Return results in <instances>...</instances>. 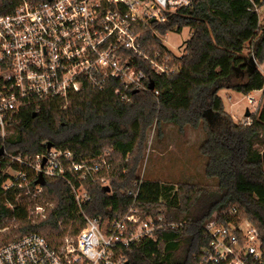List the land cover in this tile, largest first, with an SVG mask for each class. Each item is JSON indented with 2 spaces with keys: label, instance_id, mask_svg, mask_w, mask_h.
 <instances>
[{
  "label": "trees",
  "instance_id": "16d2710c",
  "mask_svg": "<svg viewBox=\"0 0 264 264\" xmlns=\"http://www.w3.org/2000/svg\"><path fill=\"white\" fill-rule=\"evenodd\" d=\"M17 1L0 0V15L12 12ZM250 7L248 0H197L191 9L166 14L165 22L140 25L142 52L171 70L157 74L149 61L125 51L131 57L127 66L145 74L141 89L109 80L103 91L87 88L66 101L49 99L22 109L11 124L12 135L0 140L5 152L0 158V229L10 221L20 222L11 231L15 235L36 232L56 247L66 232L72 229L74 235L83 228L82 215L63 180L38 178L29 185L31 193L39 185L54 203L35 223L21 204L33 197L27 189L3 188L14 180L6 170L23 171L9 156L32 158L46 150L45 143L69 150L75 160L110 153V192L88 184L85 216L119 218L136 202L142 218L162 216L165 223L176 225L123 250L128 264H198V253L208 244L203 224L215 214L228 220L232 210L258 229L264 249V206L254 197L255 190H264V97L262 106L248 115L247 126L231 118L218 96L220 90L244 96L264 90V76L258 70L264 62V27ZM183 28L190 29V38L177 57L162 38ZM112 88L123 91L128 101ZM165 125L179 132L186 126L202 129L199 153L206 158L204 176L215 184L173 185L139 178L147 132L154 126L161 135ZM130 192H137L135 201Z\"/></svg>",
  "mask_w": 264,
  "mask_h": 264
},
{
  "label": "built area",
  "instance_id": "2783aa9c",
  "mask_svg": "<svg viewBox=\"0 0 264 264\" xmlns=\"http://www.w3.org/2000/svg\"><path fill=\"white\" fill-rule=\"evenodd\" d=\"M197 0H18L13 11L0 15V140H4L20 111L42 101L61 98L87 88L103 91L109 80L124 87L143 88L145 74L127 66L133 56L149 61L157 74L171 70L147 57L138 43L140 25L166 20L193 8ZM249 11L260 20L264 0H248ZM122 101L127 95L112 88ZM250 104L254 100L249 99ZM250 121L243 122L249 126ZM32 158L9 156L23 171L4 189L25 187L33 197L41 187L29 185L38 178L63 180L70 188L83 228L52 246L39 233L30 232L0 241V264H126L123 250L154 239L167 224L162 216L142 218L132 206L119 218L85 216L88 184L105 187L113 165L110 153L75 160L69 150L51 147ZM138 189V186H137ZM129 195L136 200V195ZM37 214L44 210L36 206ZM228 220L215 214L202 226L208 244L198 253V264H264L259 231L237 211ZM46 216L43 214V218Z\"/></svg>",
  "mask_w": 264,
  "mask_h": 264
},
{
  "label": "rangeland",
  "instance_id": "374dc122",
  "mask_svg": "<svg viewBox=\"0 0 264 264\" xmlns=\"http://www.w3.org/2000/svg\"><path fill=\"white\" fill-rule=\"evenodd\" d=\"M259 19L260 26L264 27V8L261 10ZM190 33L189 28H183L180 32L172 31L162 38V42L173 55L180 57L184 50V43L190 38ZM258 69L264 72V62L258 65ZM218 96L222 99L225 111L231 115L235 122L240 123H243V120L250 121V118L245 116L246 113L252 114L262 106L263 102L262 98L261 103H259L257 95L244 96L229 90H220ZM250 98L254 99L253 104H250ZM10 135H12V130L8 132L7 137ZM203 139L204 133L201 128L193 129L186 126L182 132H179L173 125H165L162 127V134L158 135V129L152 126L147 132L145 147L139 164V178L173 185L179 183L215 184L214 181L208 180L204 176L206 158L199 153ZM6 172L15 175L9 169ZM109 183L107 181L105 186L109 187ZM44 192L43 189L41 196L36 200L35 197H32L21 202L27 210L28 217L33 222L42 221L43 214L47 216V213L54 207L53 200L51 197L44 196ZM254 197L264 206V190H255ZM36 206L41 207L44 213L40 211L37 214ZM18 226H21L20 222L10 221L7 223V227L0 229V241L17 236L11 231ZM71 234L72 229L66 232L64 236Z\"/></svg>",
  "mask_w": 264,
  "mask_h": 264
},
{
  "label": "crops",
  "instance_id": "0c3cea01",
  "mask_svg": "<svg viewBox=\"0 0 264 264\" xmlns=\"http://www.w3.org/2000/svg\"><path fill=\"white\" fill-rule=\"evenodd\" d=\"M248 51H244V54H246ZM259 70V69H258ZM260 71V70H259ZM260 73L264 76V72L260 71ZM252 95H257L258 96V99H259V103H261L262 101V98L264 97V90H261V91H255V92H252L249 96H252ZM222 100V99H221ZM254 100V99H253ZM255 102V101H254ZM258 110V109H257ZM255 110V112L257 111ZM255 112H253L252 114H254ZM230 115V114H229ZM231 116V115H230ZM246 116V115H245ZM248 119V118H247ZM235 121V120H234ZM238 122V121H237ZM242 122H245V120H243Z\"/></svg>",
  "mask_w": 264,
  "mask_h": 264
},
{
  "label": "water",
  "instance_id": "95a60500",
  "mask_svg": "<svg viewBox=\"0 0 264 264\" xmlns=\"http://www.w3.org/2000/svg\"><path fill=\"white\" fill-rule=\"evenodd\" d=\"M248 115H249V113H246V117H248ZM50 148H51V146H50V144H48L47 149H50ZM4 155H5L4 149L0 148V158H2ZM262 169L264 171V154L262 156ZM104 189H105V192H107V193L110 192V187L105 186ZM126 264H128V263H126Z\"/></svg>",
  "mask_w": 264,
  "mask_h": 264
}]
</instances>
